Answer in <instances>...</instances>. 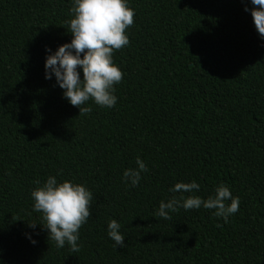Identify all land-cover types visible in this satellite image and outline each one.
Instances as JSON below:
<instances>
[{
	"label": "trees",
	"instance_id": "trees-1",
	"mask_svg": "<svg viewBox=\"0 0 264 264\" xmlns=\"http://www.w3.org/2000/svg\"><path fill=\"white\" fill-rule=\"evenodd\" d=\"M0 264H264V0H0Z\"/></svg>",
	"mask_w": 264,
	"mask_h": 264
}]
</instances>
